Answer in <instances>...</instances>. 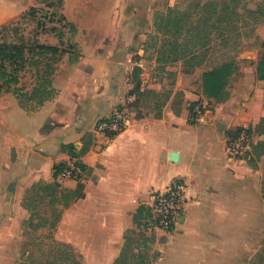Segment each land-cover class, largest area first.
I'll return each instance as SVG.
<instances>
[{
    "label": "crops",
    "instance_id": "0c3cea01",
    "mask_svg": "<svg viewBox=\"0 0 264 264\" xmlns=\"http://www.w3.org/2000/svg\"><path fill=\"white\" fill-rule=\"evenodd\" d=\"M156 1L63 0L65 18L79 30V55L59 64L52 78L55 97L27 110L14 86L0 89V264H16L29 216L23 197L39 181L83 193L63 210L54 231L83 264H113L125 230H138L133 220L138 207L149 209L150 193L175 179L184 183L181 206L170 231H153L152 248L159 252L154 264H250L261 247L264 165L259 161L252 168L227 151L229 130L264 117L255 51L243 55L229 98L206 99L209 106L196 122L190 121L189 106L202 95V81L193 87L180 72L161 116H136L128 110L129 75L143 52ZM90 5L106 10L90 15ZM11 11L4 6L0 18L11 17ZM256 31L263 39L264 22ZM178 90L184 96L176 113L171 102ZM117 108L129 113L123 129L94 128ZM74 159L84 167L80 180L61 171L54 175L57 165Z\"/></svg>",
    "mask_w": 264,
    "mask_h": 264
},
{
    "label": "trees",
    "instance_id": "16d2710c",
    "mask_svg": "<svg viewBox=\"0 0 264 264\" xmlns=\"http://www.w3.org/2000/svg\"><path fill=\"white\" fill-rule=\"evenodd\" d=\"M261 22H264L262 3H258L256 8L248 7L245 0H189L184 8L167 5L165 10H157L153 15L154 32L150 38L151 46L155 50V63L161 69L178 61L189 67L209 66L202 73L203 94L209 102H225L230 96L232 83L240 72L237 59L240 38L242 35H249ZM260 42L264 47V38ZM29 51L34 56L32 63L35 68L34 84L31 91L17 92L18 79L11 75L5 62H8L10 67L20 66L25 60L26 49L23 45L0 44V87L5 86L4 89H8L13 83L19 104L27 110H34L43 102L55 97L57 93L52 85V78L58 68L56 56L63 50L55 45L37 43L29 47ZM47 54L50 56L44 60ZM213 57L215 62L209 65ZM168 74L174 76L172 71H168ZM256 78L264 81V57L257 62ZM172 84L173 82L170 86ZM172 93V87L160 91L141 88L140 84L136 83L129 91L135 99L128 103V110L137 112L138 109L134 106L136 103L149 108L148 102H151L150 109L154 114L149 113L146 116L150 119L159 118ZM183 96L180 90L175 91L172 96V108L176 113L179 112ZM28 102L32 103L30 107L26 106ZM196 105L197 101L189 106L192 123ZM203 110L204 108H201V112ZM240 131H245L248 136L252 133L261 136L258 140L251 141L249 149L237 155L248 166L255 168L264 157V117H261L255 126L248 125L247 128L236 126L229 130V143ZM64 167L65 164L57 165L54 175L56 176ZM82 196L83 193L61 187L55 181H39L25 191L22 205L29 211V216L23 226L34 231L47 228L48 232L44 236L36 235L35 239L30 241V244L41 252V257L34 258L35 250H31L24 258L26 251L22 250L18 264H83L81 255L70 244L58 241L54 237L63 210ZM43 205L48 206L51 211H57V214L51 219L47 218L39 211ZM34 218L37 219L35 223ZM150 219L149 209L139 206L133 216L138 230H125L123 246L113 264H154L159 252L152 248L155 241L154 233L145 231ZM25 232L23 231V235ZM45 240H49L50 243ZM46 244L49 245V249L44 251L43 247Z\"/></svg>",
    "mask_w": 264,
    "mask_h": 264
},
{
    "label": "rangeland",
    "instance_id": "374dc122",
    "mask_svg": "<svg viewBox=\"0 0 264 264\" xmlns=\"http://www.w3.org/2000/svg\"><path fill=\"white\" fill-rule=\"evenodd\" d=\"M188 1L189 0H157L155 5L153 6V8H156L153 12V15L157 10H165L167 5L184 8ZM245 2L246 5L251 8H256L258 3H262V5H264V0H245ZM4 6H10L12 8V11L11 17L0 18V20L2 19V21L0 22V44L9 46L13 44L23 45L26 49V53L24 54L25 60L20 66L13 65L12 67H10L8 65V62H5L7 69L10 71L11 75L15 76L18 79L19 84L16 87L17 92L31 91L34 84L35 68L32 64L34 56H32L30 51L28 52L29 47H32L37 43H41L44 45H53V42H57L55 46L60 50H63L60 55L56 56V58L58 57L57 67L65 57H68L70 60H75L78 57L79 49L77 42H75V38L79 30L74 22H71L65 18L63 14V0H0V9ZM86 8L88 14L90 15H93L97 12H105L106 10L105 8L104 11H101L100 7L94 5H90ZM77 11H79V9H75L74 12ZM87 24L89 25L91 24V22ZM259 24L255 26V29L251 31L249 35H242V37L240 38V48L237 53V59L239 60V64L241 66L243 55L246 53V51H255L256 59L253 61L255 64V75L257 62L262 57H264V47L261 46L260 42L262 39H260V37L258 36V32L256 31V28ZM101 25H105V23H101ZM153 32L154 29L153 26H151V30L146 33V36L141 43L143 52L140 55L135 56L134 62L136 64L134 65L133 70L129 75V82L131 84V87H133L136 83H139L141 87L144 86V88H153L160 91H165L170 87L175 88L179 72L180 75H182V73L185 74L183 76V79L186 82H190L191 86L196 87L197 83L200 84L202 81V73L207 70L209 66L201 65L196 67H189L183 64L181 61L167 65L165 66V69H161L157 66V64L155 63V50L154 47L151 46L152 39L150 38ZM49 56L50 54L45 55L44 60ZM214 58L215 57H213L211 62H209V65H212V63L215 62ZM168 71H172L174 73V76H170L168 74ZM239 74L237 75V77L239 76ZM237 77L235 81L237 80ZM171 82H173L172 86H170ZM234 82L232 83V86ZM13 86L14 84L12 83L9 87ZM2 87L5 88V86ZM148 103L149 108L141 107L139 106V103H136L134 106L137 107L138 111L133 113L137 116L148 115L149 113L154 114V112L150 109L152 103ZM31 104V102H28L26 106L30 107ZM197 104H199L201 108H208L209 106V102L207 103L206 97L203 94V90L202 95L197 100ZM256 123L257 122L250 125L255 126ZM247 127L248 126H246L245 128ZM241 132L242 131H240L238 135ZM248 137L250 143L251 141L253 142L261 138V136L256 135V133H252L251 136ZM260 163L264 165V158L260 159ZM259 182L261 191L263 193L264 175H262L261 179H259ZM39 211L49 219L57 214V211H51L48 206L44 205L39 208ZM36 220L37 219L34 218L33 223H35ZM23 231H26V234L22 235L19 247V256L17 258L16 264H18L20 261L22 250L26 251V253L24 254V258L27 257V255L29 254L28 252H31V250H35L33 255L34 258L41 257V252L36 249V246L30 244V241L35 239L36 235H46L48 229L44 228L38 231H34L30 227H24ZM45 241L47 243H50L48 242L49 240ZM48 249L49 245L46 244L43 247V250L47 251ZM250 264H264V242H262L261 247L254 255Z\"/></svg>",
    "mask_w": 264,
    "mask_h": 264
},
{
    "label": "built area",
    "instance_id": "2783aa9c",
    "mask_svg": "<svg viewBox=\"0 0 264 264\" xmlns=\"http://www.w3.org/2000/svg\"><path fill=\"white\" fill-rule=\"evenodd\" d=\"M127 100L128 103H131L134 100V95H130ZM194 112L192 120L196 122L201 116L199 104L195 106ZM128 114L124 108H117L109 116L97 120L94 128L101 132L117 133L125 126ZM249 148V137L245 131H242L228 144L227 151L229 155L237 156ZM61 175L69 179L80 180L84 176V167L74 159L65 165L61 170ZM183 191L184 183L175 179L166 189L150 193L148 207L151 219L145 227L146 232L151 233L156 229L168 232L172 229L181 206Z\"/></svg>",
    "mask_w": 264,
    "mask_h": 264
},
{
    "label": "water",
    "instance_id": "95a60500",
    "mask_svg": "<svg viewBox=\"0 0 264 264\" xmlns=\"http://www.w3.org/2000/svg\"><path fill=\"white\" fill-rule=\"evenodd\" d=\"M172 157L174 158V157H176V152H172Z\"/></svg>",
    "mask_w": 264,
    "mask_h": 264
}]
</instances>
